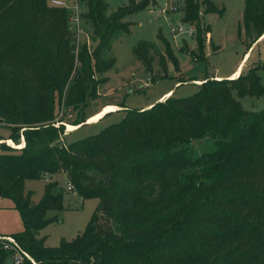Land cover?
I'll list each match as a JSON object with an SVG mask.
<instances>
[{
  "label": "trees",
  "instance_id": "trees-1",
  "mask_svg": "<svg viewBox=\"0 0 264 264\" xmlns=\"http://www.w3.org/2000/svg\"><path fill=\"white\" fill-rule=\"evenodd\" d=\"M85 1L99 41L93 53L77 46L62 6L0 0V122L9 124L6 140L24 139L20 149L0 144V198L12 202L24 227L12 237L36 264H264V109L246 111L232 94L264 97L258 74L264 67L205 79L192 96L126 110L119 123L65 144L56 106L82 114L97 98L96 76L112 67L101 53L114 34L129 32L123 17L146 6L130 4L108 16L104 0ZM182 1V23L197 25L200 48L199 14L202 6L215 12L213 0ZM244 4L243 27L258 39L264 0ZM194 141L212 148L194 155ZM60 174L83 199H98L96 213L111 221L110 230L101 231L93 214L80 235L57 247L36 238L57 221L46 215L63 210V191L51 180L33 204L24 184ZM8 257L0 248V264Z\"/></svg>",
  "mask_w": 264,
  "mask_h": 264
},
{
  "label": "rangeland",
  "instance_id": "rangeland-1",
  "mask_svg": "<svg viewBox=\"0 0 264 264\" xmlns=\"http://www.w3.org/2000/svg\"><path fill=\"white\" fill-rule=\"evenodd\" d=\"M51 1L61 2L62 8L69 12V28L75 36L77 46L86 45L90 53L95 52L99 41L94 26L86 19L88 3L85 0H47L50 6ZM144 1L146 6L143 9L126 15L121 21L129 23V32L114 34L101 53V58L110 60L112 67L96 76L101 80L96 89L97 98L89 102L82 114L65 109L61 104L56 106V121H63L64 124L63 143L70 144L99 134L108 126L119 123L125 117L126 110H146L148 106L165 101L171 96L176 99L192 96L204 82L202 80L235 79L251 68L264 67V34L258 39L247 36L243 27L244 0H213L215 12H223L222 14L204 13L205 7H201L198 24L203 44L200 48L197 30L192 37L176 36L170 31L174 25L184 22L182 0H104L106 14L109 16L121 7ZM193 25L197 29V25ZM162 40L169 43L176 65L167 60ZM142 45L144 47H140ZM135 49L138 53H134ZM143 59L149 61L151 71L143 63ZM238 67L242 68L240 74L231 77ZM258 74L264 84V68ZM181 81L185 82L180 83ZM168 91L171 94L166 97ZM232 94L246 111L264 109L262 96L239 98L235 91ZM105 107L111 109L90 121L93 115ZM80 119L85 122L77 127L72 125ZM59 124L58 122L56 127ZM8 126L7 122H0V136L4 138L0 140L2 148H22V136L19 143L6 140L10 134ZM19 134H22V130ZM211 148L209 141L192 143L194 155H200ZM53 181L63 191V210L47 213V218L56 216L57 221L48 224L36 235L38 239L44 238L45 246L54 248L62 240H73L85 230L93 214H96L95 221L101 231L112 228L110 220L102 213H96L97 198L83 199L77 192L67 191V181L62 175H58ZM47 182L44 179L25 182L24 189L31 192L33 204L41 199ZM23 230L21 217L13 208L12 202L0 198V235L12 236Z\"/></svg>",
  "mask_w": 264,
  "mask_h": 264
},
{
  "label": "built area",
  "instance_id": "built-area-1",
  "mask_svg": "<svg viewBox=\"0 0 264 264\" xmlns=\"http://www.w3.org/2000/svg\"><path fill=\"white\" fill-rule=\"evenodd\" d=\"M51 3L55 6H63V4L58 1H51ZM170 31L176 36L186 35L192 37L196 30L192 24H183L180 22L171 27ZM55 126H57V124H55ZM67 191H72V186L70 184H67ZM0 248L9 254L8 264H25L26 261L30 264H36V262L12 236L0 235Z\"/></svg>",
  "mask_w": 264,
  "mask_h": 264
},
{
  "label": "crops",
  "instance_id": "crops-1",
  "mask_svg": "<svg viewBox=\"0 0 264 264\" xmlns=\"http://www.w3.org/2000/svg\"><path fill=\"white\" fill-rule=\"evenodd\" d=\"M241 70H242V68H241V67H238V68L232 73V76H231V77L240 74ZM202 81H203V80H202ZM200 82H201V81H200ZM170 91H171V90H170ZM170 91L167 92L166 97H168V96L171 94ZM149 107H150V106H148L147 109H148ZM109 109H111V107H105V108H103L99 113H96L95 115H93V117H94V116H95V117H96V116H99L100 114H102L103 112H105V111H107V110H109ZM93 117H92V118H93ZM22 142H23V145H24V141H23V140H22ZM60 175H62V176L65 177V179H66V176H65L64 174H60ZM54 177L56 178V177H58V175H56V176H52V177H51L52 179H51V178H50V180L46 179V181H48V182L51 181V180L53 181V180L55 179ZM66 181H67V179H66Z\"/></svg>",
  "mask_w": 264,
  "mask_h": 264
},
{
  "label": "bare ground",
  "instance_id": "bare-ground-1",
  "mask_svg": "<svg viewBox=\"0 0 264 264\" xmlns=\"http://www.w3.org/2000/svg\"><path fill=\"white\" fill-rule=\"evenodd\" d=\"M103 113H105V112H103ZM103 113H102V114H103ZM97 117H98V116H96V117L94 116L92 119H90V121H93V120H94L95 118H97Z\"/></svg>",
  "mask_w": 264,
  "mask_h": 264
}]
</instances>
